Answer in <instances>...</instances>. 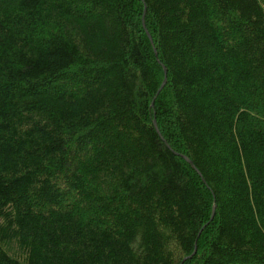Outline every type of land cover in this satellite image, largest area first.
<instances>
[{"label": "trees", "instance_id": "1", "mask_svg": "<svg viewBox=\"0 0 264 264\" xmlns=\"http://www.w3.org/2000/svg\"><path fill=\"white\" fill-rule=\"evenodd\" d=\"M0 264H264V0H0Z\"/></svg>", "mask_w": 264, "mask_h": 264}, {"label": "water", "instance_id": "2", "mask_svg": "<svg viewBox=\"0 0 264 264\" xmlns=\"http://www.w3.org/2000/svg\"><path fill=\"white\" fill-rule=\"evenodd\" d=\"M165 83H166V71L164 70V79H163V82H162V84H161V86H160V88H159V90H158V92H160L161 91V89L164 87V85H165ZM184 158V157H183ZM184 160L195 170V168H194V166L192 165V163L187 159V158H184ZM196 171V170H195ZM197 172V171H196ZM215 209V207L213 208V210ZM214 214V211H213V213H212V215ZM195 252H193V254H194ZM191 258V256H189L188 258H185L183 261H185L186 259H190Z\"/></svg>", "mask_w": 264, "mask_h": 264}]
</instances>
